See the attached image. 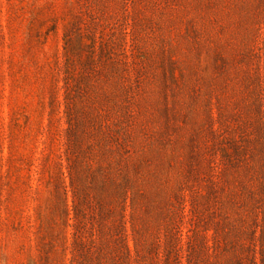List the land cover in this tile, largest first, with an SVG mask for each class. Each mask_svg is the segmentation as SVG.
Instances as JSON below:
<instances>
[{"label":"rangeland","instance_id":"374dc122","mask_svg":"<svg viewBox=\"0 0 264 264\" xmlns=\"http://www.w3.org/2000/svg\"><path fill=\"white\" fill-rule=\"evenodd\" d=\"M0 264H264V0H0Z\"/></svg>","mask_w":264,"mask_h":264}]
</instances>
